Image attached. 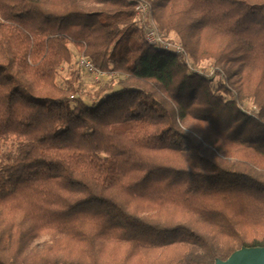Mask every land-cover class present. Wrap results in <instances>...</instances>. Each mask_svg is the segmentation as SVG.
<instances>
[{
    "label": "trees",
    "instance_id": "trees-1",
    "mask_svg": "<svg viewBox=\"0 0 264 264\" xmlns=\"http://www.w3.org/2000/svg\"><path fill=\"white\" fill-rule=\"evenodd\" d=\"M149 1L183 51L146 42L128 0H0V139L19 140L0 163V264L264 246V0ZM71 45L113 74L92 103L58 83Z\"/></svg>",
    "mask_w": 264,
    "mask_h": 264
},
{
    "label": "rangeland",
    "instance_id": "rangeland-1",
    "mask_svg": "<svg viewBox=\"0 0 264 264\" xmlns=\"http://www.w3.org/2000/svg\"><path fill=\"white\" fill-rule=\"evenodd\" d=\"M150 13H151V16H149L150 21L156 26H158L154 16V10H151ZM168 37L173 39L174 41L179 42L181 45V40L175 32H171ZM71 47L74 52L73 60L70 64L65 63L59 68V73L57 77L58 83L61 85H67L69 82H74V84L80 89L79 92L75 94L79 97L81 96L88 103H92L99 99V95L97 94L98 90L103 85H105V83L112 76L105 77L103 81L100 82L96 79V77L93 74L78 67V56L80 55V49L75 47L74 45H71ZM188 61L190 68L195 70L194 72L196 73L209 72L210 71L209 68L213 65V61L210 59L201 60L198 63H195L191 59H189ZM219 78H220L219 76H216L213 79L215 88ZM253 103L254 102L252 99H247L244 102V106L247 109L252 110L253 106L256 107V105H254ZM18 143L19 140L14 136L8 137L6 139H0V163L6 161L10 155L16 152V147ZM47 239H49V236H44L38 239L35 243H42Z\"/></svg>",
    "mask_w": 264,
    "mask_h": 264
},
{
    "label": "built area",
    "instance_id": "built-area-1",
    "mask_svg": "<svg viewBox=\"0 0 264 264\" xmlns=\"http://www.w3.org/2000/svg\"><path fill=\"white\" fill-rule=\"evenodd\" d=\"M128 1L132 4V7L137 14L142 34L146 42L151 45L159 46L165 49H175L178 51H183L182 46L180 44L174 43L171 40L165 38L164 35L159 31L157 26L150 21L149 16H151L150 11L152 10V4L149 0ZM78 66L84 69L85 71L93 74L96 79L100 82H102L105 77H110L113 75L111 72L98 69L92 63V61L82 53H80V55L78 56ZM209 69V72H204L201 74H205L208 76L218 74V71L215 69L214 66H211Z\"/></svg>",
    "mask_w": 264,
    "mask_h": 264
},
{
    "label": "water",
    "instance_id": "water-1",
    "mask_svg": "<svg viewBox=\"0 0 264 264\" xmlns=\"http://www.w3.org/2000/svg\"><path fill=\"white\" fill-rule=\"evenodd\" d=\"M214 264H264V246H243L226 259L217 258Z\"/></svg>",
    "mask_w": 264,
    "mask_h": 264
}]
</instances>
